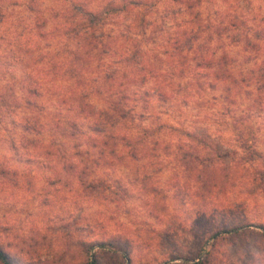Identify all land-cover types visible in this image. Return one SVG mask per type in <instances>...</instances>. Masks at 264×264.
<instances>
[{
  "label": "trees",
  "instance_id": "1",
  "mask_svg": "<svg viewBox=\"0 0 264 264\" xmlns=\"http://www.w3.org/2000/svg\"><path fill=\"white\" fill-rule=\"evenodd\" d=\"M201 1L0 0L26 10L10 21L0 11V116L24 107L25 134L40 136L30 139L35 153L79 171V184L96 193L121 187L104 173L116 161L161 152L204 167L199 195L212 200L218 179L206 167L230 153L241 164L260 156L251 121L264 110V28L230 32L237 17H201ZM224 39L263 50L236 63ZM0 264H16L1 247ZM87 264H99L94 252Z\"/></svg>",
  "mask_w": 264,
  "mask_h": 264
},
{
  "label": "rangeland",
  "instance_id": "2",
  "mask_svg": "<svg viewBox=\"0 0 264 264\" xmlns=\"http://www.w3.org/2000/svg\"><path fill=\"white\" fill-rule=\"evenodd\" d=\"M16 4H1L3 20L23 17L26 10ZM197 9L206 18L235 15L240 22L230 32L264 28V0H202ZM222 43L236 63H250L263 50ZM12 47L5 45L6 54ZM244 89L242 108L250 95ZM13 107L0 116V247L16 264H87L93 252L99 264H264V110L251 121L260 156L241 164L230 153L206 167L218 179L209 200L205 191L199 195L196 178L204 167L187 168L161 152L124 156L105 168L111 181L120 182L118 189L84 188L79 171L35 153L30 139L40 136L25 134L24 107ZM223 134L231 136V128ZM222 147L229 149L228 142ZM99 238L111 241L97 245Z\"/></svg>",
  "mask_w": 264,
  "mask_h": 264
}]
</instances>
